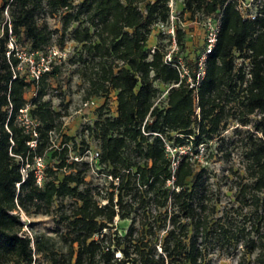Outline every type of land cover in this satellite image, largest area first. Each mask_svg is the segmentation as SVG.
Masks as SVG:
<instances>
[{
	"label": "trees",
	"instance_id": "1",
	"mask_svg": "<svg viewBox=\"0 0 264 264\" xmlns=\"http://www.w3.org/2000/svg\"><path fill=\"white\" fill-rule=\"evenodd\" d=\"M169 1L148 2L145 16L137 0H1L0 264H34L36 256L51 264H205L202 243L216 239L242 243L247 254L255 255V264H264V1L254 4L253 19L245 17L238 0H183L184 12L192 17L203 13L220 19L218 42L207 58L206 75L197 91L200 117L194 90L175 67L165 63L167 52L156 48L150 57L147 50L152 25L169 17ZM45 7L51 14L63 11L62 38L71 32L86 54L84 63L94 71L90 95L117 92V116L99 117L95 123L101 141L97 160L111 168L109 177L119 179L117 184L111 180L113 192L105 204L87 186L83 167L88 163L79 162V157L70 160L72 138L62 133L61 113L44 99L59 67L52 65L38 82L28 80L20 71L21 59L9 49L12 37L17 41L24 37L30 52L47 53L54 32L48 23L39 22ZM184 36V30L177 29L178 45H184ZM237 59L243 60L239 68ZM156 80L169 86L166 109L155 106ZM35 86V98L29 101L26 95ZM27 106L37 125V138L20 121V110ZM257 112L262 115L255 125L260 145L250 151L247 167L252 182L242 184L239 195L240 207L250 206V210L236 225L228 216L213 220L216 209L210 205L206 168L198 170L188 154L171 157L168 142L177 147L189 142L198 153L201 145L220 136L231 114L247 125ZM53 133L61 137L59 145ZM33 140L35 148L28 145ZM130 145L142 164L127 153ZM37 158L50 160L41 184L35 174ZM26 165L30 167L24 177ZM134 192L145 198L158 195L163 207L170 203L175 209L172 228L160 242L161 253L158 243L135 239L134 224L115 244L106 240L104 231L116 218H130L126 207L136 203L129 205L126 198L134 197ZM145 200L140 203L146 205ZM22 213L56 215L63 225L57 231L59 241L26 235ZM191 227L194 234L189 238ZM158 230L149 223L145 236L154 237ZM118 251L120 259L115 258Z\"/></svg>",
	"mask_w": 264,
	"mask_h": 264
},
{
	"label": "rangeland",
	"instance_id": "2",
	"mask_svg": "<svg viewBox=\"0 0 264 264\" xmlns=\"http://www.w3.org/2000/svg\"><path fill=\"white\" fill-rule=\"evenodd\" d=\"M74 1L75 3H80L82 0ZM155 1L157 0H137V4L144 15L147 16V3ZM242 1L245 3V5L242 4V9L244 10L248 7L246 6L248 4L252 5L251 9L253 10L255 9L254 4H259L258 0ZM169 7L170 14L168 19H158L152 25V34L147 44V50L150 53L154 47L159 48L163 52L171 50L170 34H163L156 24L161 21L165 25L169 23L167 26H171L173 16L176 33L177 29L181 28L185 32L184 45H178V53L184 57L191 69H194L196 60L205 47V24L209 17L203 13H198L192 17L189 13L184 12L183 0H170ZM62 15L63 11L51 14L45 7V10L40 12L38 17L40 23H48L54 32L47 52L53 51L54 47L62 51V57L57 56L54 59L53 63L59 67V72L55 79L50 80V86L46 89L47 95L44 99L51 103L54 110L61 113L62 133L72 138L70 142V160H75L76 157H79V162L88 163L87 167H83L86 170L87 186L93 190L101 204H105L107 202L106 198L113 192L111 179L108 176V171L111 168L106 167L104 164H99V161L94 158L95 153L101 149L99 131L95 123L99 117L115 118L117 116V92L112 90L109 95H90L94 88L91 87L89 78L94 75V71L91 64L87 65L84 63L86 54H83L81 46L72 40L71 32H68L64 39L62 38ZM211 17L215 18L214 16ZM76 26L77 24L73 28ZM0 34H2V30H0ZM15 44L20 52H30L29 43L24 37L18 41L15 39ZM236 55L238 57L239 54ZM236 62L237 68H239L243 60L237 59ZM245 66L246 72H248L249 66L247 64ZM20 71L27 76L28 80L33 79L30 64L23 63ZM154 86L159 90L154 100L155 106L159 109H166L168 107L169 86L158 80L154 82ZM26 97L29 101H32L35 98L34 91L32 90ZM91 99L96 101V105L85 106V103ZM102 106H104V109L101 111ZM237 117L236 113L231 114L228 123L221 130L220 136L207 144L201 145L198 153L195 152L189 142L183 147H177L173 145V142H168L167 147V152L171 157L188 154L193 161H196L198 170L202 167L206 168L204 177L210 191V205L216 209L212 218L216 220L228 216L234 225L241 221L243 213H247L250 210V206L240 207L239 195L241 185L252 182L251 176L247 172V167L250 163V151L260 145L259 138L261 134L256 131L255 125L260 121L262 115L257 112L250 116L247 125L241 124ZM53 140L56 141V145H59L61 137L57 133H53ZM127 153L135 163H143L141 158L134 152L133 145L129 146ZM49 161L48 159H42L43 166L41 169H44ZM53 164L54 162H51V165ZM171 186L172 184L169 183V187ZM133 194L135 195L134 197L130 195L126 198V201H129V205L132 202L136 203L132 208L131 206L126 207L125 211L130 213V218L125 220L116 218L111 228L104 231L107 235L106 240L115 244L127 235L131 225L134 224L136 229L135 239L143 237L153 243H158V252L161 253L160 242L165 237L166 231L172 228L171 216L175 213V209L170 203L168 206L163 207L158 195L157 197L154 194H150L145 198L146 195L137 192ZM143 199H146V205L140 203ZM70 203V201H66L67 205H70ZM21 217L25 224L24 231L26 235L30 237L45 235L46 237H54L57 242L59 241L57 231L63 229V225L58 223L56 215L27 216L22 213ZM182 221L189 222L185 218ZM149 223L159 227L157 235L154 237L145 236V229H147V224ZM250 226V223H248L247 227L250 228ZM193 234L191 227L189 238L193 237ZM101 238L100 236L99 239ZM186 242L189 243V239ZM104 245H106V242H104ZM202 246L205 253V264H255V255L247 254V250H245L242 243L236 244L232 242L229 244L216 239L212 242L202 243ZM123 247L124 245L120 249ZM114 249L116 247L113 246L112 251ZM120 257H122L121 252H116L115 258L120 259ZM34 264L51 263L44 256H36Z\"/></svg>",
	"mask_w": 264,
	"mask_h": 264
},
{
	"label": "built area",
	"instance_id": "3",
	"mask_svg": "<svg viewBox=\"0 0 264 264\" xmlns=\"http://www.w3.org/2000/svg\"><path fill=\"white\" fill-rule=\"evenodd\" d=\"M239 1V9L243 12L245 17L253 18L255 15L253 14V9H251V4H248V6L245 10L242 9L243 5L245 3L242 0ZM243 4V5H242ZM248 9L251 11L248 12ZM169 24V23H168ZM167 24V25H168ZM163 22H158L156 24L157 28L163 33L170 34V41H171V50L167 52L165 55V63L169 64L173 67H175L179 74L181 80H185L186 83L189 85L190 89L194 90V97L195 101L197 103V110L196 114L198 117H200V107L198 106V96L197 91L200 83L204 80L206 75V62L207 58L210 54L213 53V50L215 49L217 42H218V33L220 29V19L217 21L213 20L211 17L208 18L205 26H206V38H205V49L204 51L199 55V57L196 60V65L194 69H191V67L187 64V62L184 60L183 56L178 53V44H177V33L174 25V17L172 16L171 26H167ZM9 49L11 51H15L16 55L21 59L22 64L27 63L31 65L32 68V77L33 79L38 82L40 80V77L42 73L50 71L52 68V65H54V59L59 56L62 57V51H59L56 47H54L53 51H49V53H23L20 52L18 46L15 44V39L12 37L9 43ZM156 47L152 49L151 55L155 52ZM64 54V53H63ZM10 55V52L8 53ZM65 55V54H64ZM38 56V57H37ZM177 56V58H175ZM37 57V58H36ZM248 77L250 75L248 74ZM34 95H36L37 87L35 86L33 88ZM90 105H96V101L94 99L88 100L85 103V106ZM30 106H27L24 109L20 110V121L21 123L26 127V129L32 133L34 138H37L38 134L36 132V123L31 119L29 114ZM32 148H35L37 145V141L33 140L28 143ZM168 147V146H167ZM100 157V153L96 152L94 155L95 159H98ZM43 166L42 159L37 158L36 159V166H35V174L37 178V182L41 184L43 179V169L41 167ZM29 165H26L23 168V174L24 177H27L28 175V169ZM111 180H114L115 183H118V178L113 179L112 176H110Z\"/></svg>",
	"mask_w": 264,
	"mask_h": 264
}]
</instances>
